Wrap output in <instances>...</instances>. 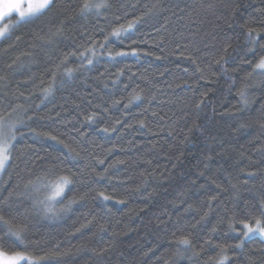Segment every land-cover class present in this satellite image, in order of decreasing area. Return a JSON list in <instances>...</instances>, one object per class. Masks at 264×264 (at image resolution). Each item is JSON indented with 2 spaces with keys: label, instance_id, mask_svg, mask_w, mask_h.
Instances as JSON below:
<instances>
[{
  "label": "trees",
  "instance_id": "trees-1",
  "mask_svg": "<svg viewBox=\"0 0 264 264\" xmlns=\"http://www.w3.org/2000/svg\"><path fill=\"white\" fill-rule=\"evenodd\" d=\"M93 2L109 7L82 16L84 0H55L0 39V114L15 108L12 119L25 122L0 173V215L25 226L23 246L9 250L46 256L42 264H210L228 246L231 264H264V238L238 250L242 237L228 229L264 200V76L249 78L246 106L238 95L252 71L244 61L264 55H245L247 28L264 27V0ZM53 164L75 173L56 207L76 203L55 218L23 195ZM182 236L189 248L178 247Z\"/></svg>",
  "mask_w": 264,
  "mask_h": 264
},
{
  "label": "snow or ice",
  "instance_id": "snow-or-ice-1",
  "mask_svg": "<svg viewBox=\"0 0 264 264\" xmlns=\"http://www.w3.org/2000/svg\"><path fill=\"white\" fill-rule=\"evenodd\" d=\"M54 3L55 0H0V38L5 37L21 24H30L39 20L54 6ZM108 7L109 5L104 2L94 3L93 0H84V3L80 6V15L86 16L93 12L99 14L101 9H107ZM153 7H155V5ZM149 11H151V9ZM134 26V23H130L127 29L121 26L120 29L113 30L111 36L119 38L122 31L126 32ZM261 33H264V27H260L259 29L252 27L247 28L245 39L247 44L251 47L247 49L245 55L254 56L257 54V51L264 52V43H261L264 37L261 36ZM40 39H43V37ZM101 47H103V45H101ZM229 47H231V45H226L223 51L227 53ZM89 51L94 57L95 52L92 50ZM133 54H135V51H133ZM111 55L112 54L109 53V56ZM116 55L123 57L128 55V53L118 52ZM82 59H87V65L93 63V60L84 54H82ZM64 63L66 62H61L62 65ZM215 63L220 65L223 71L227 73L228 70L224 65L228 63V60L224 55H221L219 59L215 60ZM244 64L251 67L252 71L247 73L244 77V83L238 92L242 106L248 104V90L250 88L248 82L249 78L252 77L254 73L264 76V55H260L254 64L251 59L245 60ZM59 71L60 68L58 66L55 71L49 73L52 81L48 87L43 88L45 95H50L57 87L56 73ZM74 71V69L65 68L61 75L71 78ZM61 83H63V81H61ZM133 99L139 100L140 97L135 96ZM201 103H203V101H201ZM16 110L17 109L13 108L11 112L0 114V171H4L9 165L13 158L11 153L15 144L21 142V138L24 135L23 132L20 131V128L25 126V122L20 119H12V114ZM88 119L91 120L93 117L89 116ZM105 131H107V129H105ZM51 139L56 140L57 138L53 136ZM58 143L64 146L65 159L70 163L76 162L80 153L64 144L62 140L58 141ZM101 163L103 162L101 161ZM70 172V169H64L60 167L59 164H53L51 167L42 169L41 175L36 176L35 179L27 180L23 186V195L31 202L33 209L36 210L37 213L55 218L69 211L72 205L76 203L75 199H71L67 201L64 207H56L64 203L67 192L75 187L71 179V176H75V173H71V175L66 174ZM99 195L104 200L111 199L103 192L99 193ZM256 210L259 212L258 216L253 215L251 209L245 208L242 211L243 215L247 217L246 219L240 218L234 213L229 220V231L237 233L238 238L242 237L239 243L233 246L238 250H243L245 241L252 239L254 236L264 238V200L259 201ZM7 211L9 214L13 213V209L10 207ZM206 216L207 213H205V216L201 217V220L205 219ZM215 231L216 229H213V232ZM24 234L25 226L22 222L14 223L6 219L4 215H0V264H42V262L46 260V256L34 259L25 252L9 250L13 245L23 246ZM176 243L178 247L189 248L191 246V241L187 236L180 237ZM205 243L210 244V241H205ZM218 247H220L222 254L214 262H210V264H231L230 257L225 254L228 246Z\"/></svg>",
  "mask_w": 264,
  "mask_h": 264
},
{
  "label": "rangeland",
  "instance_id": "rangeland-1",
  "mask_svg": "<svg viewBox=\"0 0 264 264\" xmlns=\"http://www.w3.org/2000/svg\"><path fill=\"white\" fill-rule=\"evenodd\" d=\"M1 39V38H0ZM2 171H0V173H1Z\"/></svg>",
  "mask_w": 264,
  "mask_h": 264
}]
</instances>
